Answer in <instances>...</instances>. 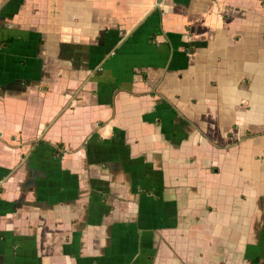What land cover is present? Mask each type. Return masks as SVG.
I'll list each match as a JSON object with an SVG mask.
<instances>
[{
    "label": "crops",
    "instance_id": "1",
    "mask_svg": "<svg viewBox=\"0 0 264 264\" xmlns=\"http://www.w3.org/2000/svg\"><path fill=\"white\" fill-rule=\"evenodd\" d=\"M0 264H264V0H0Z\"/></svg>",
    "mask_w": 264,
    "mask_h": 264
},
{
    "label": "built area",
    "instance_id": "2",
    "mask_svg": "<svg viewBox=\"0 0 264 264\" xmlns=\"http://www.w3.org/2000/svg\"><path fill=\"white\" fill-rule=\"evenodd\" d=\"M165 0H156V6L159 7Z\"/></svg>",
    "mask_w": 264,
    "mask_h": 264
}]
</instances>
